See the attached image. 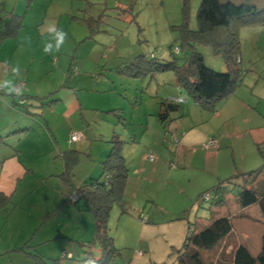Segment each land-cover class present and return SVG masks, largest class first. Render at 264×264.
Returning <instances> with one entry per match:
<instances>
[{"label":"crops","instance_id":"0c3cea01","mask_svg":"<svg viewBox=\"0 0 264 264\" xmlns=\"http://www.w3.org/2000/svg\"><path fill=\"white\" fill-rule=\"evenodd\" d=\"M20 3V0H0V28L9 20L10 13L24 18V14L16 11ZM8 38L0 42L8 41ZM240 58L242 63L243 55ZM3 72L4 78L0 80L8 79L9 68ZM247 73L248 70L239 87ZM72 79L74 81V77ZM72 79L70 83H73ZM66 81L46 94L30 90L28 85L14 93L0 91V94L3 92L0 95V196L7 198L0 207V264H35L20 250L21 247L37 251L46 259L81 260L86 257L85 246L92 241L93 215L88 203L78 198L73 190L92 179L101 178L100 162L108 153L106 149L102 150L100 157L104 158L99 163H88L80 168L76 167L77 163L71 169L69 181L63 178L65 164L62 153L72 149L79 154L78 142L87 139L86 134L80 132L81 138L74 141L76 144L64 147L56 134L61 127L58 121L55 122L56 115L64 118L80 109L75 88ZM173 82L177 85L175 78ZM242 90L235 89L211 112L186 98L178 102L179 113L175 116L171 113L166 125L157 118L161 96L151 103L141 136L123 139L126 141L122 148L127 166L123 196L126 212L122 213L121 205L117 204L113 215H118L121 230L119 234L109 232L114 242L120 241L117 245L128 250L121 256L126 260L123 264H177V253L187 234L188 222L198 221L181 217L187 205L190 203L191 210L197 195L205 189L264 164V96L247 97ZM250 90L245 87L246 92ZM53 92H56L54 98L45 100ZM165 93L164 98L172 100L184 95L181 86L166 89ZM22 94L26 97L25 107L37 115H29L25 107L18 104ZM45 104L50 112L55 113L54 122H50L46 114L44 116L41 107ZM256 109L260 118L254 115ZM207 121V127L202 129ZM170 126L171 134L177 137L173 152L164 144V132L169 131ZM211 136L219 139V146L202 147L201 142ZM152 154L157 158L149 160L147 157ZM167 161H173L175 166L167 168ZM181 173L187 175L184 182ZM50 176H54L56 181L53 195L44 190ZM221 190L215 193L214 199L221 197L224 202L216 205L222 207V211L215 217L238 213L252 217H233L231 222L236 238L256 256L264 234V214L257 204L241 208L236 198L228 209H223L232 186L222 185ZM174 192L184 194L187 204L183 203L180 210L171 211L164 202L171 199ZM176 213L178 216L170 215ZM55 216L58 218L54 222ZM208 221L199 220L198 225Z\"/></svg>","mask_w":264,"mask_h":264},{"label":"rangeland","instance_id":"374dc122","mask_svg":"<svg viewBox=\"0 0 264 264\" xmlns=\"http://www.w3.org/2000/svg\"><path fill=\"white\" fill-rule=\"evenodd\" d=\"M20 1L16 11L24 14L23 26L19 29L18 35L9 37V40L3 43L0 42V79L4 78L5 74L2 73L8 67L10 75L7 77L8 79L14 77L16 90L28 85L30 90L46 94L59 88L60 83L66 80V84L74 86V93L80 101V109L72 113L67 112L68 115L64 118L69 120H64L60 115L55 117V113L50 112L47 104L42 106L41 110L50 122H54L55 117V122L58 121L57 123L61 125L56 134L64 147L76 144L74 141H68L71 132L86 134L87 139L77 144L80 153L76 167L80 168L93 162L99 163L104 158L100 157L102 150L106 149L109 153L111 148L109 140L114 131L119 133L121 139H128L134 135L140 137L151 103L161 96H166V89L174 86L180 88L179 85H174V74L171 71H146L147 73L130 75L127 71L119 70L125 66L130 67V62L139 54H152L159 61L173 57L181 58L185 55V50L181 49L179 34L174 30L177 27H173L181 24L182 0H33L28 7L23 0ZM199 2L200 0H189L190 28L196 27L195 16ZM53 24L57 31L62 29L68 33L59 52H55L58 39L56 33L47 31V27ZM239 35L240 55H243L241 65L248 70V73L243 84L237 88L243 89L247 97L248 95L264 96L262 93L264 92V26H242ZM46 43L53 46L52 54L44 53L43 48ZM170 46L174 51L179 48L175 56H172ZM199 49L208 66L217 71H224L225 67L220 56L213 54L208 46H200ZM16 65L20 66L21 72L13 74L12 68ZM69 68H71L70 72H68ZM71 79L73 83L69 82ZM28 81L30 83H27ZM247 86L251 90L246 92ZM55 95L56 92H53L47 95L45 100H50ZM250 111L252 112L253 109ZM178 113L179 111H175L172 116ZM258 113L256 109L254 112L256 118H260ZM207 124L208 121L201 126L202 129L206 128ZM171 132L170 126L169 131L164 132V144L173 152V144L177 137ZM212 137L217 139L218 147L219 139L215 136L203 140L201 146ZM151 156L152 159L157 158L154 154ZM170 162L167 161V168L171 165L175 166L173 161ZM186 177V174L182 175L183 182ZM103 179L104 177H101L98 180ZM235 181L239 182L240 178ZM47 184L44 190L53 195L56 187L55 177L50 176ZM237 191L238 187L233 185L223 209H228L232 205ZM171 197L164 202L171 211L180 210L183 203L187 204L184 194L174 192ZM214 201L212 197L209 201L201 200L199 203L195 201V204L193 203L195 206L191 207V210L189 203L181 217L198 221L210 220L222 211V207L213 204ZM117 207L116 203L113 204L109 213L108 226L112 235L119 234L121 230V227H118V215H113V210ZM178 214L170 215L178 216ZM57 218L58 216L53 219L54 222ZM249 223L256 222L249 221ZM256 225L254 224L255 227ZM119 243L120 241L114 242L117 248L120 247L117 245ZM73 244L77 248V244ZM91 250H94V247ZM127 251L126 248L120 247L119 255L113 264L126 262L121 256ZM92 254L94 255V252ZM87 256L88 258L81 260L62 258L61 261L64 264H94L89 258L90 253H87Z\"/></svg>","mask_w":264,"mask_h":264},{"label":"trees","instance_id":"16d2710c","mask_svg":"<svg viewBox=\"0 0 264 264\" xmlns=\"http://www.w3.org/2000/svg\"><path fill=\"white\" fill-rule=\"evenodd\" d=\"M32 1L25 0L26 6L28 7ZM188 5L189 0H182L181 24L173 26L177 27L174 30L179 34L181 49L185 50L184 56L159 61L152 54H139L130 62V67L125 66L119 71H127L130 75L171 71L185 97L211 112L239 86L247 72L241 66L239 30L246 25L264 26V0H200L194 28L188 25ZM22 26L23 15L10 13L9 20L0 28V40L15 36ZM200 46H208L213 54L222 58L224 71H217L205 63ZM170 48L172 56H175L179 48L177 47L176 51L172 46ZM70 71L71 68L68 72ZM20 99L24 101L21 103ZM17 102L25 107L26 97L23 94L19 95ZM178 108V101L161 97L157 118L166 125L170 114ZM25 109L29 115L38 114L26 107ZM120 118L122 119L121 115ZM109 142L111 143L109 153L101 161L103 170L101 177L106 176L105 181L92 179L73 190L78 198L85 199L93 215L94 235L90 245L85 248L84 258H88L87 253H90L89 258L94 264H113L119 255V248L115 246L109 233L108 219L111 207L115 203L121 205L122 213L126 212L123 196L127 166L122 154L126 141L114 131ZM62 154L65 164L62 176L68 182L71 169L78 163L79 154L72 149L65 150ZM237 178H240L239 182L235 181ZM229 184L238 187L235 198L241 208L257 204L264 214V164L256 169L240 172L225 182H217L199 193L196 202L209 201L221 190L222 185ZM221 194L224 195V191L221 190ZM205 195L207 199L204 198ZM6 201V197L0 196V207ZM223 202L224 198L217 197L213 204L220 206ZM233 217L253 219L247 214L238 213L234 216L214 217L204 225H198L196 220L189 221L188 233L177 253V264H264V234L261 236L260 251L253 256L247 246L236 238L231 222ZM92 245L96 247L94 250H91ZM20 250L24 251L35 264H64L62 258L46 259L37 251H28L23 247Z\"/></svg>","mask_w":264,"mask_h":264},{"label":"clouds","instance_id":"9594fccd","mask_svg":"<svg viewBox=\"0 0 264 264\" xmlns=\"http://www.w3.org/2000/svg\"><path fill=\"white\" fill-rule=\"evenodd\" d=\"M47 31L48 32H55L58 39H57V44H56V51L55 52H59L61 50V47L63 46V44L65 43V40L68 36V33L62 29H60L59 31H57L56 26L50 25L47 27ZM44 53L46 54H52L53 53V46L50 43H46L44 44V48H43ZM21 72V68L19 65H16L12 68V73L13 74H18ZM0 90H4L7 93H14L16 92V88L14 86V80L13 79H4V80H0Z\"/></svg>","mask_w":264,"mask_h":264},{"label":"built area","instance_id":"2783aa9c","mask_svg":"<svg viewBox=\"0 0 264 264\" xmlns=\"http://www.w3.org/2000/svg\"><path fill=\"white\" fill-rule=\"evenodd\" d=\"M186 99L185 95H182L180 97H178L176 99V101L180 102V101H184ZM24 101V99H20V102L22 103ZM81 138V133L80 132H71L70 133V137H69V141H76V140H79ZM177 141V139H175V142ZM217 146V139L212 137L208 142H205L202 144V147L204 148H213V147H216ZM149 159H152L153 157L150 155L148 156ZM106 178V176H105ZM105 178H104V181H105ZM205 199H207V196L205 195L204 196ZM188 233V231H187Z\"/></svg>","mask_w":264,"mask_h":264}]
</instances>
